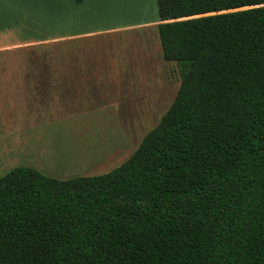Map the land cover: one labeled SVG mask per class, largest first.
Returning <instances> with one entry per match:
<instances>
[{
  "label": "trees",
  "instance_id": "16d2710c",
  "mask_svg": "<svg viewBox=\"0 0 264 264\" xmlns=\"http://www.w3.org/2000/svg\"><path fill=\"white\" fill-rule=\"evenodd\" d=\"M156 3L174 101L109 173L2 176L0 264H264V0Z\"/></svg>",
  "mask_w": 264,
  "mask_h": 264
},
{
  "label": "rangeland",
  "instance_id": "374dc122",
  "mask_svg": "<svg viewBox=\"0 0 264 264\" xmlns=\"http://www.w3.org/2000/svg\"><path fill=\"white\" fill-rule=\"evenodd\" d=\"M81 4L74 2L68 15L73 23L59 34L102 31V37L0 51V150L10 139L14 144L26 139L21 133H2L4 117L10 113L3 107L9 100L4 95L20 87L12 84L18 79L96 80L102 84V113L76 118L42 134L41 139L48 137L57 146L56 156L42 157L18 148L5 156L0 153V178L16 167L32 168L57 180L109 173L134 153L174 101L179 73L174 63L163 60L158 32L149 24L159 20L156 0H102L88 9ZM43 17L46 20L29 22L26 41H50L51 16Z\"/></svg>",
  "mask_w": 264,
  "mask_h": 264
},
{
  "label": "crops",
  "instance_id": "0c3cea01",
  "mask_svg": "<svg viewBox=\"0 0 264 264\" xmlns=\"http://www.w3.org/2000/svg\"><path fill=\"white\" fill-rule=\"evenodd\" d=\"M101 3L102 0H83L80 6L88 9ZM73 6L74 0H0V51L102 37V31L68 36L59 34L61 29L64 30L72 25L73 20H70L68 15ZM46 15L51 16L50 41L39 44L26 41L29 22L31 20L44 21L46 18L43 16ZM160 23V19L149 23L151 24L150 28L157 30ZM156 40L155 38L154 45L157 46ZM101 56L100 58H102ZM98 83L96 80L69 76L16 80L12 84L20 87L12 89L13 92H10L9 96L4 95L9 97V100L3 107L10 113L4 117L5 130L2 133L7 135L21 133L26 139L14 144L9 136L10 143L5 144L0 153L9 154L11 150L18 148L19 150L32 151L42 157L58 155L57 146L51 143L48 137L44 141L45 138L41 139L40 136L55 132L58 126L70 125L76 118L91 117L99 111L102 113V84Z\"/></svg>",
  "mask_w": 264,
  "mask_h": 264
}]
</instances>
